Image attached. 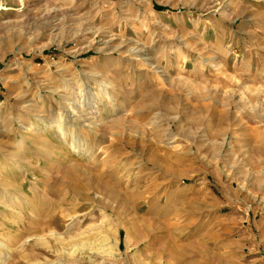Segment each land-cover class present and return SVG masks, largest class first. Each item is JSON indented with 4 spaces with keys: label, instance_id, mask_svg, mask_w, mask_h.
Listing matches in <instances>:
<instances>
[{
    "label": "rangeland",
    "instance_id": "rangeland-1",
    "mask_svg": "<svg viewBox=\"0 0 264 264\" xmlns=\"http://www.w3.org/2000/svg\"><path fill=\"white\" fill-rule=\"evenodd\" d=\"M0 264H264V0H0Z\"/></svg>",
    "mask_w": 264,
    "mask_h": 264
},
{
    "label": "bare ground",
    "instance_id": "bare-ground-1",
    "mask_svg": "<svg viewBox=\"0 0 264 264\" xmlns=\"http://www.w3.org/2000/svg\"><path fill=\"white\" fill-rule=\"evenodd\" d=\"M80 97L81 96H80V93H79V94H76V96H72L71 99H67L66 100V102H68V104L70 103V105L65 108L66 112L67 111H70V113L73 114V115H77L78 114L77 119H79V117H82L84 115L82 113L83 111H82V108H81L83 101H81ZM59 116H62V115L60 114ZM52 118H53V114L48 115L46 119L47 120H50ZM91 122L88 123V126L94 132H96V129H97L96 127L99 124H97L95 122H92V123ZM52 126H57L61 130L60 119H58L57 121H54L52 123ZM63 142L64 141H62V143ZM71 142H72V145H71L72 148L71 149L72 150L79 151L78 150L79 149V145L75 141V139L74 140H71ZM34 143H36V142H34ZM60 143H61V141H60ZM14 147H15V151H14V154H12L13 155L12 156L13 157L12 159H13V162L16 164L17 162H19L20 160H22L21 159V156H22L21 155V151H23V149L26 147V145H25V142H22L21 141V142H16V144L14 145ZM81 147H82V144H81ZM83 149H84V153L85 154L88 153V157L89 158H88L87 162H90L91 158L94 156V155L92 156V149L91 150H88V149H86V147H83ZM36 150L39 151V149H36ZM44 151H43V153H44V156H45L46 153H48L47 152L48 149H44ZM102 151H103V149H102ZM107 158H108V160L105 159L104 161H102V164H100V166H98V167H85L84 168L83 166L76 165L75 166V167H77L76 170H72V169L69 168L70 166H65L63 168L64 169V177H66L67 180H68L69 175L71 173H73L76 176V179H77V181L79 183V186L76 187V185H73L68 180L67 181L68 189L71 191V193H74V194H76V195H78L80 197H83L84 195H86V192L85 191L90 190L91 187L94 186L97 190H99L100 195L102 197H104V198H106L108 200L114 201V202H120L121 203V207H123V204L126 206L131 201L130 200V197H129L128 193H127V192H129V190L126 191V189H125L126 187H124V185L127 184L128 175L125 174L124 176H121L119 178L118 177V172H119L118 170H119L120 166L117 165V168L119 167L118 170H117V168L115 167V164L116 163L109 162L110 159H111L110 156H108ZM3 183L4 182H2V184ZM65 183H66V181H65ZM7 185H9V184H7ZM10 188H11V186H10ZM43 189H45V188H43ZM52 192H54V191H52ZM131 192H130V195H131ZM47 195H48V193H47ZM47 195H45V199H43L41 202L38 203L39 206H42V207L46 208V207H48L50 205L51 202L48 199V196ZM127 195H128V197L127 198H124V196H127ZM132 200H133V197H132ZM28 204H30V206L34 207L36 205V199H33V198L32 199H29V203ZM24 205H21V206H24ZM32 217H31V219L34 220L33 221V225L32 226H29V227L28 226H23L21 229H19L20 234H22V233H26L27 234V233H29L31 231H34V232H37L38 231L39 232V231H41L43 229L44 226H47L48 224H50L52 222V219L50 218V216L45 215V214H43V215H40V214L38 215L37 214V215L32 216ZM37 245H38V243L35 242V246H37ZM32 246H34V245H32ZM29 255L30 254H28V256Z\"/></svg>",
    "mask_w": 264,
    "mask_h": 264
}]
</instances>
